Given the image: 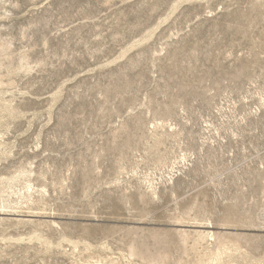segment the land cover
<instances>
[{"label":"rangeland","instance_id":"rangeland-1","mask_svg":"<svg viewBox=\"0 0 264 264\" xmlns=\"http://www.w3.org/2000/svg\"><path fill=\"white\" fill-rule=\"evenodd\" d=\"M0 264H264V0H0Z\"/></svg>","mask_w":264,"mask_h":264}]
</instances>
